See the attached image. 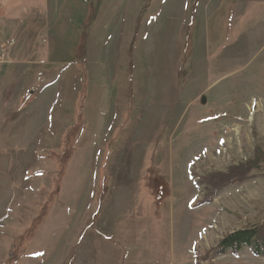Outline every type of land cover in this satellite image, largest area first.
Masks as SVG:
<instances>
[{"label":"rangeland","instance_id":"rangeland-1","mask_svg":"<svg viewBox=\"0 0 264 264\" xmlns=\"http://www.w3.org/2000/svg\"><path fill=\"white\" fill-rule=\"evenodd\" d=\"M257 1L218 21L224 35L211 58L198 3L191 73L180 87L188 0H36L40 18L19 0L18 20L30 19L51 45L16 74L8 71L16 63L0 64L3 102L30 88L21 121L35 100L19 147L1 151L0 166L14 162L17 195L0 227V264H264L247 247L215 250L226 234L264 222V165L197 204L203 176L264 150ZM232 45L236 56L224 51ZM36 134L45 151L33 155Z\"/></svg>","mask_w":264,"mask_h":264},{"label":"crops","instance_id":"crops-1","mask_svg":"<svg viewBox=\"0 0 264 264\" xmlns=\"http://www.w3.org/2000/svg\"><path fill=\"white\" fill-rule=\"evenodd\" d=\"M2 1H4V6H3L4 11H3V17L0 18V40H2L1 38H5L7 36L8 41L15 40L16 44L15 47L9 52L7 56V60L5 62L0 61V64L16 63L17 65L8 67V71H10L11 74H16L18 71L21 70L18 64L36 62V58L32 56V54L37 52L44 53L49 51L51 41L50 38L46 39L43 31H39V32L33 31V28H31L32 24H30L31 23L30 19H29V24H26L27 22L25 21V19L18 20L19 17L18 16L16 17L14 12L17 11L18 8L17 4L19 0H2ZM35 1L36 0H24V4H26L28 8L27 16L33 15V17H39V18L43 17V16H37L36 14H40V13L36 11H34V13L31 12L32 10L35 9L34 8V6L36 5ZM255 2L258 1L257 0H200L199 5H201L202 3L203 6V14L205 18V32H206V38L208 37V44H209L207 58L216 56V54L219 51V46L221 45V41H222L221 39L224 35L223 26L219 32L218 21L220 20L221 23L222 21H225L226 15H229L230 19H232V17L235 15L238 17L239 15L250 13L252 11L253 4H255ZM59 3L64 4L65 2L64 0H60ZM189 3L190 0H188V16L190 14ZM263 13H264V9H263ZM20 21H23L22 26L19 25ZM229 28L230 27H228V29ZM195 41H196V31H195ZM25 47L27 48V50H25ZM226 47L227 46L223 47L224 51H227V53H229L231 56H233L234 54L235 56L237 55L236 45H232L229 48ZM21 51L27 52V59H21L19 61H15L13 58L14 54L15 53L17 54L18 52ZM179 59L180 57L178 58V65H179ZM28 70H26L25 73L23 74L29 73ZM36 77L41 78V75L37 72ZM23 78L24 77H22V79ZM18 87H15L13 89V92L11 93V95L9 96L6 102H3L2 100V97L4 96L5 92L0 90V156L2 154L1 151L4 149H15L19 147L21 143V136H20L21 128L23 129L24 127H26L27 123L29 122V118L27 120L26 117L27 110H30L33 116L35 115L34 112H32L34 110L33 107L35 100L34 101L32 100L31 103L27 104L26 110L22 112L23 115L21 121V111L19 109L21 105L20 102L21 100H25V98L28 96L29 94L28 92L30 91V88L26 86L21 94L15 96V92L18 89ZM203 92L200 93L203 94ZM41 144H42V136L40 134H36L33 137V145H32L34 149L32 153L33 155H38L45 149V147H43ZM7 165L8 166L6 168L0 166V227H3L5 218L8 217L11 208L15 203V198L17 195L16 192L17 189L15 185V180L17 179V176L16 178L13 177L14 162L12 160L10 161L8 160ZM24 175L27 177L31 175V169H26ZM49 187L51 190L52 185L50 184ZM41 190H43V187L40 188V191Z\"/></svg>","mask_w":264,"mask_h":264},{"label":"trees","instance_id":"trees-1","mask_svg":"<svg viewBox=\"0 0 264 264\" xmlns=\"http://www.w3.org/2000/svg\"><path fill=\"white\" fill-rule=\"evenodd\" d=\"M200 0H190V15L185 29V41L182 46V55L180 59V68L175 74V81L182 87L187 83L190 76L189 64L193 52L194 30L196 25L195 9ZM80 94L78 98H80ZM264 165V150L260 145H256L253 154L247 160L238 164H232L225 171H211L201 178L205 183L206 191L198 205L210 203L216 194L225 187L232 184H240L249 179L255 171L261 170ZM249 248L254 256L260 257L264 255V222H258L246 226L241 230L226 234L218 243L215 250L220 253H226L230 250L233 254H237L243 248ZM210 256V254L208 253Z\"/></svg>","mask_w":264,"mask_h":264},{"label":"built area","instance_id":"built-area-1","mask_svg":"<svg viewBox=\"0 0 264 264\" xmlns=\"http://www.w3.org/2000/svg\"><path fill=\"white\" fill-rule=\"evenodd\" d=\"M7 44H8V46H6ZM7 44L0 48V61H2V62L6 61L9 49L11 48L13 43L9 41Z\"/></svg>","mask_w":264,"mask_h":264},{"label":"water","instance_id":"water-1","mask_svg":"<svg viewBox=\"0 0 264 264\" xmlns=\"http://www.w3.org/2000/svg\"><path fill=\"white\" fill-rule=\"evenodd\" d=\"M204 99V100H203ZM202 102H205V98H202Z\"/></svg>","mask_w":264,"mask_h":264}]
</instances>
